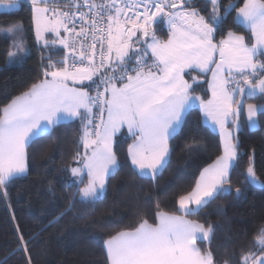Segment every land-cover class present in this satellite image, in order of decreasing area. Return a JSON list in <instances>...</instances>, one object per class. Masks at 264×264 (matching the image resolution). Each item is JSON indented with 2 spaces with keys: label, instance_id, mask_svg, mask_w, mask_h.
Wrapping results in <instances>:
<instances>
[{
  "label": "snow or ice",
  "instance_id": "1",
  "mask_svg": "<svg viewBox=\"0 0 264 264\" xmlns=\"http://www.w3.org/2000/svg\"><path fill=\"white\" fill-rule=\"evenodd\" d=\"M29 2L38 44L65 54L56 60L41 55L43 78L0 109V189L26 174L31 142L77 119L83 152L72 158L79 166L67 169L76 188L70 204L77 199L94 204L105 197L120 167L114 137L125 126L134 138L128 154L135 174L155 182L168 162L169 140L198 102L204 119L219 130L223 154L201 171L190 192L178 197L179 210L195 215L218 195L232 192L231 173L240 156L233 128L240 131L244 116L256 130L264 116V104L246 103L264 99V0H243L239 7L229 2L223 12L221 0H205L207 15L192 6L193 0H70L63 6L59 0ZM20 8V0H0V14ZM233 10L234 22L248 30L253 43L233 31L214 42ZM161 24L167 26L166 41L156 36ZM20 30L17 25L2 33L4 39L12 38L8 64L21 63L29 55L22 34L17 35ZM46 34L55 38L46 39ZM186 71L211 72L210 99L191 94L199 78L192 76L189 83ZM88 87L95 88V95ZM243 175L248 185L264 188L251 158ZM235 192L239 196L241 189ZM155 218L153 225L141 217L136 227L104 240L107 264H216L211 248L203 251L198 246V241L211 245L216 225L162 211ZM18 238L17 250L31 264L29 242L23 235ZM250 243L249 251L230 253L234 264H264V226Z\"/></svg>",
  "mask_w": 264,
  "mask_h": 264
},
{
  "label": "trees",
  "instance_id": "2",
  "mask_svg": "<svg viewBox=\"0 0 264 264\" xmlns=\"http://www.w3.org/2000/svg\"><path fill=\"white\" fill-rule=\"evenodd\" d=\"M229 2L239 7L243 0H221V12L223 5ZM204 4L205 0H193L192 6L207 15L203 11ZM31 16L29 0H23L21 8L11 14H0V109L43 78L41 55L51 54L56 60L65 54L63 49L41 48ZM235 17L233 10L214 41H220L228 31H233L243 34L252 43L251 34L234 22ZM17 25L22 26L20 31L24 32L29 55L21 63L8 64V52L13 50L12 38L4 39L2 33ZM156 36L167 40V26L157 25ZM185 76L189 83H193L192 76L199 78L193 84L192 95L204 100L210 98V72L205 75L192 71ZM87 90L95 95L94 87ZM246 103L264 104V99L257 97ZM259 120V128L251 130L245 117H241V129L235 135L239 139V166L231 173L232 192L218 195L201 212L186 216L205 226L208 223L217 226L211 245L198 241L203 251L211 248L216 264H224L225 260L234 264L230 253L235 251L239 255L241 250L249 251L253 247L252 238L259 227L264 226V188L248 185L243 175L251 158L258 177L264 180V116ZM80 129L78 119L63 122L31 142L27 147L26 174L0 189V261L4 264H27L25 253L17 250L20 235L29 242L31 264H107L104 240L122 229L136 227L141 217L156 224L157 211L183 215L178 197L190 192L201 171L222 154L220 135L204 123L197 102L169 140L170 156L155 182L135 174L128 154L134 138L124 129L114 140L119 172L109 181L105 197L94 204L81 203L78 199L70 204L76 188L71 184L73 178L67 169L76 167L72 158L77 152L82 153ZM84 181L87 182V176ZM236 188L241 189L239 196Z\"/></svg>",
  "mask_w": 264,
  "mask_h": 264
},
{
  "label": "crops",
  "instance_id": "3",
  "mask_svg": "<svg viewBox=\"0 0 264 264\" xmlns=\"http://www.w3.org/2000/svg\"><path fill=\"white\" fill-rule=\"evenodd\" d=\"M23 2V0H20V3H22ZM235 33H237V32H235ZM237 34H240V35H243V34H241V33H237ZM62 35H64V33H63V31H62ZM227 36V34L223 37V38H225ZM46 39H48L49 38V40H52V39H54L55 37L52 35V34H46V37H45ZM222 38V39H223ZM159 39V38H158ZM161 40V39H160ZM161 41H166V40H161ZM214 42H219V41H214ZM254 41L252 40V43H253ZM246 43H249L248 41H247V39H246ZM249 44H251V43H249ZM219 59V57L217 56V60ZM187 72V71H186ZM184 79L185 80H187V78H186V76L184 75ZM210 80H211V72H210ZM188 81V80H187ZM71 86V85H70ZM77 87H80V85L79 84H77L76 85ZM210 98H211V92H210ZM209 98V99H210ZM208 100V99H207ZM200 111H201V113H202V118H203V121H204V123H206L213 131H215V132H217L219 135H220V133H219V130L217 129V128H213L212 127V125H211V122L210 121H206L205 119H204V116H203V112H202V110L200 109ZM186 115V114H185ZM185 117V116H184ZM104 118L106 119L107 118V112H105V114H104ZM184 120V119H183ZM126 130L127 131V128H126V126L124 127V128H122L117 134H119L122 130ZM179 130V129H178ZM177 130V131H178ZM128 132V131H127ZM233 132H234V130H233ZM116 134V135H117ZM116 135H115V137H116ZM115 137H114V140H115ZM220 139H221V136H220ZM134 142V141H133ZM132 142V143H133ZM131 143V144H132ZM221 143H222V141H221ZM169 148H170V146H169ZM113 150H114V143H113ZM82 152H83V148H82ZM26 153H27V148H26ZM222 154H223V145H222ZM221 154V155H222ZM130 160H131V158H130ZM213 163V162H212ZM211 163V164H212ZM27 166H28V160H27ZM77 166H79L78 164L76 165V167ZM209 166V165H208ZM207 166V167H208ZM27 170H28V167H27ZM182 212V211H181ZM168 214H172V213H168ZM182 214L183 215H179V214H172V215H177V216H182V217H184L185 219H188V220H192V219H190V218H188V217H186L185 215H184V213L182 212ZM192 221H195V220H192ZM158 222V221H157ZM155 225V224H154Z\"/></svg>",
  "mask_w": 264,
  "mask_h": 264
},
{
  "label": "rangeland",
  "instance_id": "4",
  "mask_svg": "<svg viewBox=\"0 0 264 264\" xmlns=\"http://www.w3.org/2000/svg\"><path fill=\"white\" fill-rule=\"evenodd\" d=\"M64 1H65V0H59L60 5H61V4H65V3H62V2H64ZM61 6H62V5H61ZM20 26H21V25H20ZM21 28H22V26H21ZM22 31H23V29H22ZM21 34H22V37H23L24 43H25V45H26V47H27L24 32H21V31H20V33H17V35H21ZM27 48H28V47H27Z\"/></svg>",
  "mask_w": 264,
  "mask_h": 264
},
{
  "label": "built area",
  "instance_id": "5",
  "mask_svg": "<svg viewBox=\"0 0 264 264\" xmlns=\"http://www.w3.org/2000/svg\"><path fill=\"white\" fill-rule=\"evenodd\" d=\"M97 2H101V0H97ZM63 10V9H62ZM83 11H87V9L86 8H84V9H82ZM81 25H80V22H79V20L77 19V22H76V28H77V30H79V27H80ZM89 43L91 42V39L89 38V41H88ZM99 47V46H98ZM98 59V58H97Z\"/></svg>",
  "mask_w": 264,
  "mask_h": 264
},
{
  "label": "water",
  "instance_id": "6",
  "mask_svg": "<svg viewBox=\"0 0 264 264\" xmlns=\"http://www.w3.org/2000/svg\"><path fill=\"white\" fill-rule=\"evenodd\" d=\"M236 133H237L236 130H234V135H236Z\"/></svg>",
  "mask_w": 264,
  "mask_h": 264
}]
</instances>
